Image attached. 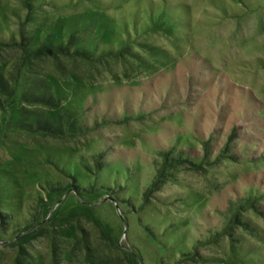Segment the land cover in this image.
<instances>
[{"label":"rangeland","instance_id":"rangeland-1","mask_svg":"<svg viewBox=\"0 0 264 264\" xmlns=\"http://www.w3.org/2000/svg\"><path fill=\"white\" fill-rule=\"evenodd\" d=\"M0 264H264V0H0Z\"/></svg>","mask_w":264,"mask_h":264},{"label":"trees","instance_id":"trees-1","mask_svg":"<svg viewBox=\"0 0 264 264\" xmlns=\"http://www.w3.org/2000/svg\"><path fill=\"white\" fill-rule=\"evenodd\" d=\"M166 20H168L173 26H176V25H180L181 22H180V14L179 15H176L174 16L173 13H170V12H166ZM123 42V41H121ZM122 44V43H121ZM124 44V45H123ZM123 46H119V47H116L114 46V44H112L111 42H102V43H99V41L97 40L95 42V45H93L92 49L86 47L85 45H88V44H84V45H81L79 47H77L75 50L71 51L70 49H67L66 46H61V45H57L55 47H50V46H46V45H42V44H38L37 42H34L33 45L36 47V48H33L32 50V53L35 54V56H44V57H57V56H63L65 58H69L72 57V56H76L78 55L79 57H82V58H85V60H88V61H98V59L103 60L105 59L106 57L108 56H114V55H117V54H121L123 52H129L128 50V43H127V40L124 39V42H123ZM91 45V44H89ZM114 47V48H113ZM188 72H189V69H188ZM192 73V72H191ZM136 86V85H135ZM142 88L141 90H150L151 92H154L156 93V98H155V102H160V103H164V102H167L168 103H172L175 102V103H178L179 101L182 100V98L184 97L183 96V91L179 90L177 87H171L169 85H166L165 86V91H163V86H162V83H158V84H153L151 82H148L147 84H142L141 86H139V88ZM43 89L45 88H48L47 86H42ZM138 87L136 86V89ZM48 92V93H47ZM55 95L53 93H49V91L47 90L46 91V94H43L39 97L36 98V101L37 99L39 100H43L44 102H46L49 98V103H53V102H50L52 101L53 99H60L61 101V97L59 96V92H54ZM202 101L205 102V99L201 98ZM171 101V102H170ZM188 101H190V98H188ZM209 101V100H207ZM57 103V102H56ZM63 105V104H62ZM214 107V105H213ZM214 112V110H213ZM211 112V113H213ZM220 114V113H219ZM55 119V117H54ZM57 120H53V123L51 121L50 124H47L46 123V126L44 125V122H40L39 120H37V128L44 131V132H56L57 129V125H54V123L56 122ZM57 122H60L59 119ZM56 122V123H57ZM41 126V127H40ZM56 126V127H55ZM164 154V157L165 159H170V152L168 150V152H165L163 153ZM182 154H178V155H171V158L172 160L174 161H178L177 159H181V160H186L185 158L181 157ZM171 160V159H170ZM187 161V160H186ZM257 184H259V187H260V183L257 182ZM253 190H255L253 188ZM255 196L257 197V194L254 192V194L251 195V199L252 197L255 198Z\"/></svg>","mask_w":264,"mask_h":264}]
</instances>
